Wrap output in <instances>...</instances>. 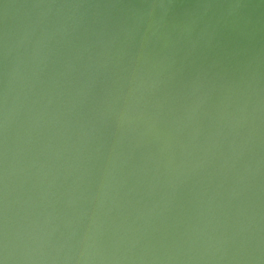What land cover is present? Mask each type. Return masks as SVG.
I'll return each mask as SVG.
<instances>
[{
    "label": "water",
    "instance_id": "water-1",
    "mask_svg": "<svg viewBox=\"0 0 264 264\" xmlns=\"http://www.w3.org/2000/svg\"><path fill=\"white\" fill-rule=\"evenodd\" d=\"M0 264H264V0H0Z\"/></svg>",
    "mask_w": 264,
    "mask_h": 264
}]
</instances>
